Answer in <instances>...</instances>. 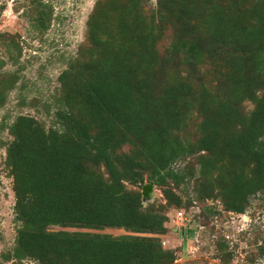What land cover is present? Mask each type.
I'll return each mask as SVG.
<instances>
[{
    "label": "trees",
    "instance_id": "16d2710c",
    "mask_svg": "<svg viewBox=\"0 0 264 264\" xmlns=\"http://www.w3.org/2000/svg\"><path fill=\"white\" fill-rule=\"evenodd\" d=\"M29 2L44 31L50 8ZM2 46L15 63L17 43ZM15 82L0 79V102ZM57 83L54 126L6 127L17 225L3 260L176 264L161 246L167 208L264 207V0H96ZM145 184L164 204L143 206ZM216 258L231 259L222 242Z\"/></svg>",
    "mask_w": 264,
    "mask_h": 264
},
{
    "label": "rangeland",
    "instance_id": "374dc122",
    "mask_svg": "<svg viewBox=\"0 0 264 264\" xmlns=\"http://www.w3.org/2000/svg\"><path fill=\"white\" fill-rule=\"evenodd\" d=\"M95 1L41 0L51 13L47 28L38 31L33 27L34 12L29 0H0V79L16 78L15 85L6 89L0 102V264H37L28 259L3 260L13 247L17 225L12 210L11 178L3 164V143L10 139L6 127L17 115H29L45 129L54 126L57 76L77 56L85 38V22ZM144 1L148 7H155V0ZM9 40L20 48L15 63L9 60V55L14 57V50H9V54L2 46ZM189 188L187 185L186 193ZM186 197L187 194L181 195L183 200ZM150 203L164 204L157 187L152 186L143 200V206ZM248 204L244 214L236 215L220 211L217 202H195L181 210L184 218L174 217L175 210L167 208V232L160 237L163 248L174 251L176 264H219L217 243L222 242L231 254L227 264H264V207L257 196L251 197ZM208 208L215 214L206 211ZM64 230L125 234L117 229Z\"/></svg>",
    "mask_w": 264,
    "mask_h": 264
},
{
    "label": "water",
    "instance_id": "95a60500",
    "mask_svg": "<svg viewBox=\"0 0 264 264\" xmlns=\"http://www.w3.org/2000/svg\"><path fill=\"white\" fill-rule=\"evenodd\" d=\"M152 189V185L148 184L142 187L141 195L143 199H146L148 197L149 192Z\"/></svg>",
    "mask_w": 264,
    "mask_h": 264
},
{
    "label": "built area",
    "instance_id": "2783aa9c",
    "mask_svg": "<svg viewBox=\"0 0 264 264\" xmlns=\"http://www.w3.org/2000/svg\"><path fill=\"white\" fill-rule=\"evenodd\" d=\"M174 217L184 218V217H183V213H182L181 211H175V216H174ZM184 221H186V219L183 220V222H184ZM161 246L164 247V242L162 241V239H161Z\"/></svg>",
    "mask_w": 264,
    "mask_h": 264
}]
</instances>
